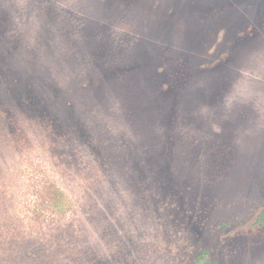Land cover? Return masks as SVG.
<instances>
[{
  "label": "rangeland",
  "instance_id": "rangeland-1",
  "mask_svg": "<svg viewBox=\"0 0 264 264\" xmlns=\"http://www.w3.org/2000/svg\"><path fill=\"white\" fill-rule=\"evenodd\" d=\"M0 63L84 105L102 142L88 149L153 171L174 234L137 255L124 174L33 138L0 156V264H264V0H0ZM48 178L71 215L37 214Z\"/></svg>",
  "mask_w": 264,
  "mask_h": 264
},
{
  "label": "trees",
  "instance_id": "trees-1",
  "mask_svg": "<svg viewBox=\"0 0 264 264\" xmlns=\"http://www.w3.org/2000/svg\"><path fill=\"white\" fill-rule=\"evenodd\" d=\"M8 69L0 63V156L33 138L42 142L50 138L53 139L49 140L51 145H55L56 148L62 143L69 145L70 147L66 148L67 152L73 149L76 142L78 146L89 150L90 154L97 155L101 167H104L102 162L104 164V158H107L106 169H117L119 175L124 174L123 177L127 180L128 186L135 193L136 201L133 203V209L138 210V213L135 214L132 211L138 232L133 243L137 255L153 257L156 249L162 245V241L168 242L174 236L165 228L161 218L159 220L160 211L156 195L149 193L151 187L148 185V179L157 175L153 171H148L146 167H140L139 174L131 173L126 169L127 167L123 169V166L121 164L119 166L117 162L113 164L111 157L103 154V149L93 151L88 149L95 146L94 141L101 142V140L95 136L97 134H90L89 124L95 121L87 113L84 105L85 116L83 113L76 115L74 102L72 100L63 102L56 85L31 75H26L25 80L19 77L13 78ZM107 139L106 141H111ZM90 140L92 143L88 142ZM168 171L167 167L160 170L163 174ZM170 173L169 171V176ZM35 188L34 205L37 207V214L67 217L75 211L77 198L57 180L48 178ZM122 216L123 214L115 216L113 222L121 225ZM107 257L95 255L94 262L95 264H119L114 256H111L112 260Z\"/></svg>",
  "mask_w": 264,
  "mask_h": 264
}]
</instances>
